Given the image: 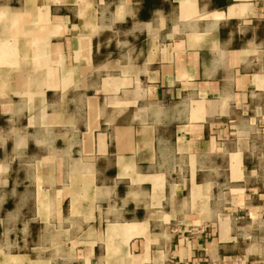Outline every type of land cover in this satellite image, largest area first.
Returning a JSON list of instances; mask_svg holds the SVG:
<instances>
[{
  "label": "crops",
  "instance_id": "1",
  "mask_svg": "<svg viewBox=\"0 0 264 264\" xmlns=\"http://www.w3.org/2000/svg\"><path fill=\"white\" fill-rule=\"evenodd\" d=\"M264 264V0H0V264Z\"/></svg>",
  "mask_w": 264,
  "mask_h": 264
},
{
  "label": "built area",
  "instance_id": "2",
  "mask_svg": "<svg viewBox=\"0 0 264 264\" xmlns=\"http://www.w3.org/2000/svg\"><path fill=\"white\" fill-rule=\"evenodd\" d=\"M193 264H197V263H193Z\"/></svg>",
  "mask_w": 264,
  "mask_h": 264
}]
</instances>
